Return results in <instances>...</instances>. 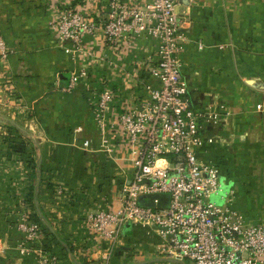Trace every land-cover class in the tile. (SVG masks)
<instances>
[{
	"label": "crops",
	"instance_id": "0c3cea01",
	"mask_svg": "<svg viewBox=\"0 0 264 264\" xmlns=\"http://www.w3.org/2000/svg\"><path fill=\"white\" fill-rule=\"evenodd\" d=\"M44 4L0 0V36L10 50L0 56V264H38L18 250V214L29 191L32 215L53 235L50 250L64 264H102L106 256L95 251L86 215L117 206L134 156L98 151L84 89L62 91L76 64L57 48ZM104 5H90L92 16ZM177 9L184 37L181 71L192 105H223L230 112L205 128L198 157L234 181V207L248 223L264 222V0H181ZM101 42L98 36L91 46L103 55ZM148 45L141 40L132 52L108 55L100 71L112 79L109 87L130 84L142 92L138 66ZM85 140L93 151L83 147ZM157 244L151 231L128 226L109 264L151 260Z\"/></svg>",
	"mask_w": 264,
	"mask_h": 264
},
{
	"label": "built area",
	"instance_id": "2783aa9c",
	"mask_svg": "<svg viewBox=\"0 0 264 264\" xmlns=\"http://www.w3.org/2000/svg\"><path fill=\"white\" fill-rule=\"evenodd\" d=\"M44 1L57 48L76 64L62 91L84 89L98 151L111 154L118 149L134 156L133 172L123 180L117 206L86 215L95 251L106 256L102 264H109L128 226L151 231L158 242L155 257L136 264H264V222H247L234 207L232 189L222 205L206 199L207 170L213 169L217 177L221 173L198 157L207 141L203 131L219 125L230 112L223 105L195 108L188 97L180 60L184 37L177 8L181 0H105L104 8L93 10V16L89 7L100 0ZM98 36H102L103 55L91 46ZM141 40L151 47L143 48L146 56L138 66L142 92L135 93L138 87L130 84L109 87L112 79L100 71L108 55L132 52ZM9 53L0 36V56ZM91 146V140L83 142L85 149L93 151ZM157 146L160 151H153ZM157 155L165 157L170 167L162 175L145 174L143 167ZM30 212L23 205L18 214L17 226L23 234L20 254L34 255L38 264H64L45 248L44 228Z\"/></svg>",
	"mask_w": 264,
	"mask_h": 264
},
{
	"label": "clouds",
	"instance_id": "9594fccd",
	"mask_svg": "<svg viewBox=\"0 0 264 264\" xmlns=\"http://www.w3.org/2000/svg\"><path fill=\"white\" fill-rule=\"evenodd\" d=\"M155 152H159L160 148L157 146L153 149ZM170 167L169 161L163 156H154L150 164H145L143 172L145 174H164L165 170ZM208 177L204 181V184L209 186V191L206 194V199L210 204L222 205L226 202L227 197L230 195V189L234 184V181L229 180L227 177L221 175L216 176L213 169H208ZM201 190L203 187L198 185Z\"/></svg>",
	"mask_w": 264,
	"mask_h": 264
},
{
	"label": "trees",
	"instance_id": "16d2710c",
	"mask_svg": "<svg viewBox=\"0 0 264 264\" xmlns=\"http://www.w3.org/2000/svg\"><path fill=\"white\" fill-rule=\"evenodd\" d=\"M74 4H75V2H74ZM9 146H10V149H14L15 151L17 150V148H18V146H15V145H12L11 146V144L9 143ZM16 152H19V151H16ZM28 168L29 169H34V166H33V164H32V160H30L28 163ZM32 191H29L28 192V194L26 195V199L24 200L25 201V204H26V206L28 207V209L31 211L30 213H31V218L34 220V221H36V222H39L38 220H37V215L35 214V215H32V211H33V207H34V200H33V196H32ZM41 225V224H40ZM44 235H45V248L47 247L48 248V250L49 251H51L50 250V248H49V242H50V240H52L51 238H53V235L51 234V232L50 231H48L46 228L44 229ZM51 237V238H50Z\"/></svg>",
	"mask_w": 264,
	"mask_h": 264
}]
</instances>
